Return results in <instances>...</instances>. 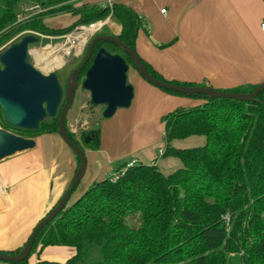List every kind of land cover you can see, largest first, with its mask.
Instances as JSON below:
<instances>
[{"label":"trees","instance_id":"1","mask_svg":"<svg viewBox=\"0 0 264 264\" xmlns=\"http://www.w3.org/2000/svg\"><path fill=\"white\" fill-rule=\"evenodd\" d=\"M17 1H4L0 29L9 25L10 29L0 36V47L20 31L65 36L80 26L112 17L122 27L121 41L136 52L139 32L145 27L143 18L125 4L76 7L70 3L73 0H49L44 4L56 7L49 13L75 18L64 29H48L42 16L11 27L17 19ZM112 46L137 70L122 48ZM141 61L152 77L168 82ZM256 87L227 92L247 94ZM165 92L204 101L162 117V158L177 161L179 167L166 173L159 166L138 161L116 182L111 176L94 182L40 232L29 258L20 264H30L34 254L40 255L53 246L75 249L76 254L64 264H232L236 256L241 264H264V89L257 101L250 103ZM47 119L37 131L18 129L5 122L0 109V127L25 138L58 134L59 115L51 122ZM66 130L84 151L100 148L99 129L83 134L80 141L67 127ZM191 138L203 142L192 147L176 146ZM76 159L78 171L80 159ZM129 162L121 165L118 172ZM131 215L140 217L138 228L129 225ZM25 245L0 254L16 256Z\"/></svg>","mask_w":264,"mask_h":264},{"label":"crops","instance_id":"2","mask_svg":"<svg viewBox=\"0 0 264 264\" xmlns=\"http://www.w3.org/2000/svg\"><path fill=\"white\" fill-rule=\"evenodd\" d=\"M121 3L144 20L136 52L164 80L220 91L250 90L264 83V0H74L76 7H106ZM165 10V14L162 13ZM67 22L75 18L67 15ZM107 27L119 36L122 27L109 17ZM130 84L134 99L127 109L99 121L98 150L85 149L87 171L72 198L77 201L96 181L118 172V164L135 159L159 166L164 172L177 161L159 158L165 146L162 117L198 102L167 93L135 70ZM204 103V101H203ZM36 147L0 162V251H16L28 241L36 225L69 188L77 159L58 134L35 138ZM191 138L178 147L198 146ZM199 143V144H198ZM172 169V170H171ZM74 248L53 246L34 254L30 264H64Z\"/></svg>","mask_w":264,"mask_h":264},{"label":"water","instance_id":"3","mask_svg":"<svg viewBox=\"0 0 264 264\" xmlns=\"http://www.w3.org/2000/svg\"><path fill=\"white\" fill-rule=\"evenodd\" d=\"M38 42L39 37L27 35L0 54V109L8 125L29 131H37L47 118L54 119L59 115L58 135L75 156L79 157L80 167L55 207L36 225L21 253L16 256L0 254V262L4 263L20 264L29 258L40 232L64 211L86 174L85 151L71 139L66 130L67 116L80 85L90 94L94 106L104 107L105 119L112 118L118 109H127L132 104L134 88L128 84L129 64L126 58L113 55L105 48L97 51L83 83L80 84V74L91 59L97 43H108L122 48L140 76L149 84L164 91L250 103L257 101L258 95L264 89V83H261L252 93L244 94L220 91L207 86L189 87L159 81L149 74L137 53L124 44L119 36L107 34L93 39L83 63L73 72L64 92L56 72L45 75L30 63L29 47ZM64 93L65 103L59 112ZM35 147V139L25 138L0 127V162Z\"/></svg>","mask_w":264,"mask_h":264},{"label":"rangeland","instance_id":"4","mask_svg":"<svg viewBox=\"0 0 264 264\" xmlns=\"http://www.w3.org/2000/svg\"><path fill=\"white\" fill-rule=\"evenodd\" d=\"M5 0H0V17L4 13L5 9ZM49 0H18L15 3L14 8L17 12L16 22L11 27H18L25 23H28L34 20L36 17H43V22L45 26L50 30H61L72 24V22H67L65 20L66 14L63 13H49V11L55 9V6H44V4L48 3ZM74 1V0H73ZM72 1V2H73ZM72 2H70L72 4ZM60 7V5H59ZM71 16V15H70ZM108 25V24H107ZM107 32L115 31V28L104 27ZM10 25L5 27L4 29H0V36L9 31ZM31 32H35L40 35H35L39 37V42L33 44L29 47V61L30 63L43 74L48 75L52 72H56L58 75L59 82L65 90L66 81L69 78L71 71L78 65L81 58L84 56L85 47L88 46L89 40L87 39L86 43L81 49V43L78 39L79 34L81 33L78 30H74L68 35L63 36H46L41 33L32 30H24L15 33L12 35L1 47L0 54L8 49L11 45L19 43L25 36L31 35ZM111 35H113L111 33ZM68 36H70V42L68 41ZM99 48H105L109 53L113 55H119L125 58L123 53H120L116 50L112 45L101 44L98 46ZM48 50V51H47ZM47 51V52H46ZM80 52H83L80 54ZM42 55L46 59H51L52 57H58V60H61V65L54 67L51 70L46 69V63L44 60H38L37 55ZM51 55H54L50 57ZM56 55V56H55ZM47 56V57H46ZM46 66V67H45ZM135 71V69L129 65L128 72V84L131 81V75ZM65 100V93L63 95V101ZM192 101H196L199 104L197 106L203 104V99L199 98H190ZM195 107V106H192ZM121 110V109H119ZM104 107L102 106H94L91 103L90 94L84 89H79L76 93L73 106L68 113L66 127L67 129L73 133L77 140L82 139V135L88 132L97 131L100 126H98L99 121L102 119L106 121L103 117ZM48 122H51L52 119L48 118ZM43 136V135H41ZM39 136V137H41ZM38 138V137H37ZM199 144V143H198ZM129 159H125L123 162L118 164V167L123 165L126 162H129ZM135 160V159H134ZM132 161V160H130ZM172 170V169H171ZM76 201L73 199L70 200V205L74 204ZM129 225L133 228H138L140 226V217L131 215L129 216ZM232 264H241L240 258L238 256L232 257Z\"/></svg>","mask_w":264,"mask_h":264},{"label":"built area","instance_id":"5","mask_svg":"<svg viewBox=\"0 0 264 264\" xmlns=\"http://www.w3.org/2000/svg\"><path fill=\"white\" fill-rule=\"evenodd\" d=\"M191 1H194V0H191ZM107 6H112L111 3H109ZM165 10H162V13L165 14ZM109 22V18L106 19L105 21H100V22H97V23H94V24H90L88 26H80L78 28H76V30L80 31L81 33L85 32V29H93V31L91 32V34L89 35V37L87 39H91L93 36H95L97 33H99L105 26H107ZM261 30L262 32H264V22L261 24ZM31 35H40V34H37L35 32H31L30 33ZM70 40V36H68V41ZM70 42V41H69ZM83 49V47L81 48ZM83 52H80V54H82ZM164 155V150H161L159 152V158H162ZM138 163V160H132L128 163V165L123 168L120 172H117L115 173L114 175L111 176V179L112 181L116 182L119 178H121L124 173L127 171L128 168L134 166L135 164ZM155 165V163L153 164ZM4 196V188H2V186L0 185V198ZM225 220L227 221V223L229 224V221H230V218H229V215H227L225 217Z\"/></svg>","mask_w":264,"mask_h":264},{"label":"flooded vegetation","instance_id":"6","mask_svg":"<svg viewBox=\"0 0 264 264\" xmlns=\"http://www.w3.org/2000/svg\"><path fill=\"white\" fill-rule=\"evenodd\" d=\"M105 30V28H103L99 33H97L95 36H93L90 40H89V44H88V46L87 47H85L86 49L84 50V56L81 58V60H80V62L78 63V65L71 71V74H70V76H69V78L67 79V81H66V85H65V90H64V92L66 91V88H67V83L70 81V79L72 78V74H73V72L83 63V61H84V59H85V56H86V52H87V49H88V47H89V45L91 44V42L93 41V39H95L96 37H99V36H102V35H107V34H110L111 35V33L110 32H107V31H104ZM104 44H108V43H104ZM99 45H101L100 43H97L96 44V46H95V49L94 50H96L97 48H98V46ZM108 45H110V44H108ZM99 49H101V48H99ZM98 49V50H99ZM97 50V51H98ZM97 53V52H96ZM96 53L94 54V52H93V55H92V57H91V59L88 61V63L86 64V66H85V68L82 70V72H81V74H80V77H79V81H80V84H82L83 83V81H84V79H85V76H86V72H87V70H88V68L91 66V63H92V61H93V59H94V57H95V55H96ZM82 87H81V85H80V87L77 89V91L79 90V89H81ZM83 89V88H82ZM77 93V92H76ZM76 96V95H75ZM75 99V98H74ZM64 103H65V101L61 104V106H60V109H59V112H60V110H61V108L63 107V105H64Z\"/></svg>","mask_w":264,"mask_h":264},{"label":"bare ground","instance_id":"7","mask_svg":"<svg viewBox=\"0 0 264 264\" xmlns=\"http://www.w3.org/2000/svg\"><path fill=\"white\" fill-rule=\"evenodd\" d=\"M93 31V29H85V32H83V33H80L79 34V37H78V39L80 40V43H81V47H83L84 46V44L86 43V41H87V38L89 37V35L91 34V32ZM48 51V50H47ZM46 51V52H47ZM52 56H54V55H51L50 57H52ZM56 56V55H55ZM47 57V56H46ZM37 58H38V60H44L45 61V63H46V69H48V70H51V69H53L54 67H57V66H59V65H61V60H58V57H52L51 59H46V58H44L41 54L39 55H37Z\"/></svg>","mask_w":264,"mask_h":264}]
</instances>
